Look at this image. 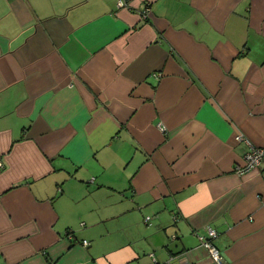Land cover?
<instances>
[{"label":"crops","instance_id":"1","mask_svg":"<svg viewBox=\"0 0 264 264\" xmlns=\"http://www.w3.org/2000/svg\"><path fill=\"white\" fill-rule=\"evenodd\" d=\"M125 2L0 0V264H264V0Z\"/></svg>","mask_w":264,"mask_h":264},{"label":"built area","instance_id":"2","mask_svg":"<svg viewBox=\"0 0 264 264\" xmlns=\"http://www.w3.org/2000/svg\"><path fill=\"white\" fill-rule=\"evenodd\" d=\"M126 4L125 0H117V6L122 7ZM148 8H145L143 11V14L145 15L146 11ZM234 140L236 142H241L243 141L247 145V149L245 150L242 160L243 164L241 166L235 167V171L238 174H243L247 171H250L252 169L257 168L262 162H264V146L258 147V146H253L248 139H246L242 134L237 133L234 135ZM0 163V167H1ZM149 217H145V222H149ZM216 232L214 229L208 228L207 229V237L204 236H199L200 243L201 245L206 249L210 259L215 263V264H224L221 254L219 250L212 244L210 241V238L215 237ZM83 245H87L88 241L87 240H82L81 242ZM150 264H174L171 260H166V261H156L153 260Z\"/></svg>","mask_w":264,"mask_h":264}]
</instances>
